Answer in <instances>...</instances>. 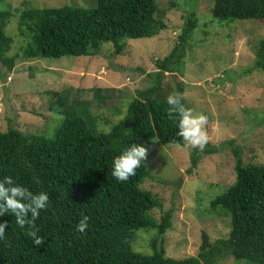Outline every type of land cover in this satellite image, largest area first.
Here are the masks:
<instances>
[{"label": "trees", "instance_id": "1", "mask_svg": "<svg viewBox=\"0 0 264 264\" xmlns=\"http://www.w3.org/2000/svg\"><path fill=\"white\" fill-rule=\"evenodd\" d=\"M57 2L14 8L0 0L5 8L0 9L1 66L12 70L19 56L96 55L105 42L113 43L114 54L119 55L126 38L154 37L167 27L164 10L156 0H96L94 7ZM211 12L220 23L235 19L264 22V0H213ZM17 13L13 23L25 41L10 56L13 37L17 38L7 28ZM197 16L192 11L186 18L170 54L157 61L160 70L153 83L128 101L126 113L112 123L110 134L97 127L101 122L86 105L69 106L61 94L56 97L64 108L63 120L53 138L14 127L0 132V179L12 176L34 193L44 191L49 196V207L35 222L43 238L39 246L15 225L11 214L0 217L7 221L5 239L0 241V264H216L227 256L264 264V164H245L240 147L233 148L235 182L210 201L213 214L230 218L229 235L211 240L203 231L198 254L183 259L166 256L162 247L170 216L158 222L151 213L162 203L156 194L141 188L149 175L147 165L142 161L127 182H117L111 175L113 157L131 144L146 147L159 139L184 145L167 114L168 95L163 93L162 80L165 72L186 65L188 49L196 44L192 37ZM255 63L264 72V36L255 47ZM178 92H183L182 86ZM181 103L187 107L184 96ZM210 144L203 152H217ZM199 151H192L193 166L201 159ZM82 215L89 217L84 233L76 230ZM149 227L158 228V237L151 243L153 253L144 255L133 249L131 241L138 230Z\"/></svg>", "mask_w": 264, "mask_h": 264}, {"label": "rangeland", "instance_id": "2", "mask_svg": "<svg viewBox=\"0 0 264 264\" xmlns=\"http://www.w3.org/2000/svg\"><path fill=\"white\" fill-rule=\"evenodd\" d=\"M6 1L14 8L45 7L54 1L96 6V0ZM156 1L164 10L166 29L154 37L126 38L119 55L114 54L113 43L105 42L96 55L19 56L12 70L0 65V132L14 127L53 138L64 112L56 94H61L69 106L86 105L101 122L99 129L110 128L126 113L128 101L151 86L154 74L160 70L157 61L170 54L186 18L195 11L199 23L192 40L196 37V44L188 49L182 70L164 73L163 93H179L178 87L182 86L186 108L207 116L209 142L218 150L199 151L201 159L193 166V148L154 139L145 147L143 162L149 175L141 184L162 203L151 212L158 222L166 214L170 216L171 226L161 240L166 256L183 259L198 254L203 231L211 240L229 235L230 218L224 213L213 214L210 201L236 180L233 148L240 147L245 164H264V72L255 66V47L264 36V22L235 19L220 23L211 12L213 0ZM10 24L7 33L11 36L14 30L17 38L13 37L8 54L13 56L24 39L16 24ZM157 237L158 228H142L131 246L151 255V243ZM216 264L254 263L227 256Z\"/></svg>", "mask_w": 264, "mask_h": 264}, {"label": "clouds", "instance_id": "3", "mask_svg": "<svg viewBox=\"0 0 264 264\" xmlns=\"http://www.w3.org/2000/svg\"><path fill=\"white\" fill-rule=\"evenodd\" d=\"M182 99L183 94L181 93L169 94L166 97L167 114L169 118L173 119L177 129L176 135L184 141V145L203 151L209 143V136L205 127L207 116L203 113H194L191 108L184 107L181 103ZM103 131L107 135L110 134L111 129L105 128ZM146 154L147 149L141 144L134 143L122 148L112 159V177L117 182H127L130 177L136 174V170L142 165ZM48 207L49 196L47 192L34 193L25 185L17 183L9 175L0 179V217L11 214L15 219V225L31 239L35 246L41 245L43 240L38 235L39 228L35 222L41 211ZM88 221L89 217L82 215L76 225V230L84 233L88 228ZM6 224L7 221H0V241L5 239Z\"/></svg>", "mask_w": 264, "mask_h": 264}]
</instances>
